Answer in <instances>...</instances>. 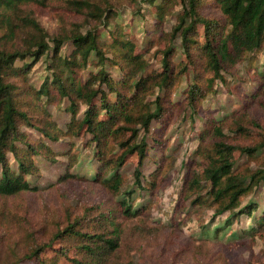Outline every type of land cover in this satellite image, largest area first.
Wrapping results in <instances>:
<instances>
[{
	"label": "trees",
	"instance_id": "trees-1",
	"mask_svg": "<svg viewBox=\"0 0 264 264\" xmlns=\"http://www.w3.org/2000/svg\"><path fill=\"white\" fill-rule=\"evenodd\" d=\"M126 1L144 5L136 22L155 7L157 28L175 16L161 34L159 69L114 24L119 9L109 0H0V198L39 192L43 170L60 161L67 169L58 182L97 183L111 197L44 241L11 237L0 264H115L125 223L150 210L158 179L183 145L171 134L181 124L199 133L189 140L197 146L184 165L177 210L213 211L196 241L231 243L264 230V129L249 107L264 112V0ZM49 8L59 12L54 29L36 13ZM234 80L241 85L231 87ZM220 88L238 107L209 105ZM83 139L92 157L78 144ZM84 162L95 167L72 171ZM244 218L249 227L235 229ZM230 228L243 236L221 240ZM207 250L204 264L218 263Z\"/></svg>",
	"mask_w": 264,
	"mask_h": 264
},
{
	"label": "rangeland",
	"instance_id": "rangeland-1",
	"mask_svg": "<svg viewBox=\"0 0 264 264\" xmlns=\"http://www.w3.org/2000/svg\"><path fill=\"white\" fill-rule=\"evenodd\" d=\"M109 1L117 4L119 9L114 14L116 19L114 24L120 25L127 36L138 42L137 53L145 54L151 63V68L159 69L157 61H160L162 56L160 51L166 46L161 42V34L171 31L175 24V16H168L163 28H157L153 18L158 8L145 10V20L136 22L133 14L141 7L144 10V5L130 3L126 0ZM56 11L50 8L37 9L36 13L46 27L54 29L52 21H55L57 16L53 15L59 13ZM175 11H179V9L176 8ZM105 33V37L109 38L108 32ZM155 34L157 35L151 39ZM157 48L160 50L157 51ZM148 49L149 51H147ZM259 62L260 66H263L264 50L260 53ZM93 64L98 65L97 60L92 62L91 69L94 71ZM86 76L87 72L84 73V77ZM231 83V87L234 84L241 85L235 80ZM243 87L253 88V84L249 83ZM219 92L208 100L209 105L214 101L217 105L221 102L220 106L230 104L238 107L237 99L227 96L224 88H220ZM249 107H252L251 116L264 129V112L255 105ZM203 114L204 112L200 116L202 117ZM216 114L215 111L211 113L212 116ZM193 132H190V127L187 124L173 126L171 130V134L174 136L172 143L181 140L183 145L175 157L171 158V162L158 179L157 189L151 199L150 210L125 223L121 247L115 264H204L203 256L208 251V245L211 246L212 254L218 256V263L210 264L264 263V230L256 236H243L238 230L231 232L230 228L226 236L221 237V240L226 241L232 233L243 237L239 241L231 243L202 244L200 241H196L195 236L200 226L209 224L213 211L208 207H197L186 213L187 209H183L182 205L181 209L177 210L180 200L179 192L185 174L184 165L190 160V155L197 146L196 142L189 143V140L197 138L199 129L195 133ZM253 132L258 133L257 131ZM85 141L83 139L78 144L86 149L89 157H92L91 148L86 146ZM239 141L250 143L246 139H239ZM58 160H62V158L58 157ZM90 160L95 162L94 159ZM135 165L136 159L133 158L125 171L129 181H131ZM94 167V165L84 162L74 166L72 171L84 174ZM114 167L115 164L110 169L112 170ZM66 169L67 162L64 161L45 168L41 174L42 178L37 183L41 189L37 193L30 192L12 198H0V249L8 244L11 237L15 239L16 243L24 242L28 236L29 239H33L31 237L34 236L37 241H44L48 232L55 230L59 224L67 222L68 218H75L78 215L85 216V210L109 205L110 195L97 183L58 182L57 178L64 174ZM245 219L236 223L234 228L242 231L243 227L247 229L251 220Z\"/></svg>",
	"mask_w": 264,
	"mask_h": 264
}]
</instances>
